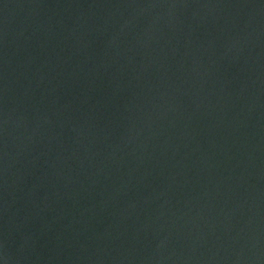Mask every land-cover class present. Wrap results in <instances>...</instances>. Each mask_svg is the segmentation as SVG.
<instances>
[{"label":"water","instance_id":"obj_1","mask_svg":"<svg viewBox=\"0 0 264 264\" xmlns=\"http://www.w3.org/2000/svg\"><path fill=\"white\" fill-rule=\"evenodd\" d=\"M0 264H264V0H0Z\"/></svg>","mask_w":264,"mask_h":264}]
</instances>
